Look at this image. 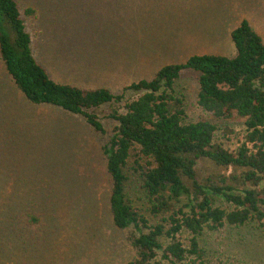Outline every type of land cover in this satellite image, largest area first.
I'll return each mask as SVG.
<instances>
[{
    "label": "rangeland",
    "instance_id": "374dc122",
    "mask_svg": "<svg viewBox=\"0 0 264 264\" xmlns=\"http://www.w3.org/2000/svg\"><path fill=\"white\" fill-rule=\"evenodd\" d=\"M16 1L33 55L52 79L114 94L194 54L234 56L230 33L242 19L264 41V0ZM174 93L188 121L216 125V143L234 151L244 142V118L215 119L198 105L194 72L176 79ZM138 95L127 91L124 101ZM114 109L122 111L118 104L90 110L104 129L97 132L81 115L30 104L0 59V264H127L133 258L127 235L134 229L116 228L109 209L103 151L117 125L110 118ZM135 152L123 169L125 195L154 224L163 215L150 212L138 167L149 159ZM195 168L203 184L220 183L221 175L232 172L207 159L197 160ZM213 200L231 209L222 197ZM187 203L183 197L175 206L187 212ZM13 220L14 226H4ZM189 236L180 237L185 245ZM199 243L213 264H264V232L254 223L205 229Z\"/></svg>",
    "mask_w": 264,
    "mask_h": 264
},
{
    "label": "trees",
    "instance_id": "16d2710c",
    "mask_svg": "<svg viewBox=\"0 0 264 264\" xmlns=\"http://www.w3.org/2000/svg\"><path fill=\"white\" fill-rule=\"evenodd\" d=\"M230 38L236 51L232 57L194 54L114 94L103 87L85 89L52 79L33 55L32 38L17 1L0 0V59L30 104L81 115L97 132L104 129L90 110L106 104L122 108L110 114L117 125L103 152L111 181L112 223L118 229H134L127 235L133 251L127 264H213L199 243L203 230L254 223L264 232V41L247 19L231 31ZM186 71L196 74L197 103L205 112L215 119H245V139L236 150L214 141L216 125L211 120H187L182 100L174 93L176 79ZM127 91L139 95L124 101ZM134 150L149 159L138 167L150 212L163 215L154 224L137 213L125 195L123 169ZM199 159L232 172L221 175L220 183H200L195 168ZM214 196L222 197L231 209L215 206ZM183 197L188 199L187 212L175 206ZM183 232L190 235L186 245L180 238Z\"/></svg>",
    "mask_w": 264,
    "mask_h": 264
}]
</instances>
